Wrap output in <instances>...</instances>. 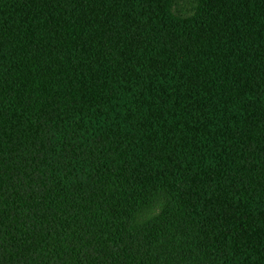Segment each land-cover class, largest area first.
Masks as SVG:
<instances>
[{"label":"trees","instance_id":"1","mask_svg":"<svg viewBox=\"0 0 264 264\" xmlns=\"http://www.w3.org/2000/svg\"><path fill=\"white\" fill-rule=\"evenodd\" d=\"M0 264H264V0H0Z\"/></svg>","mask_w":264,"mask_h":264}]
</instances>
